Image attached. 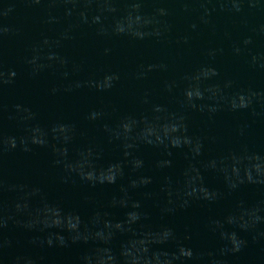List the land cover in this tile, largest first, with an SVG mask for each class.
Returning a JSON list of instances; mask_svg holds the SVG:
<instances>
[{"label":"water","instance_id":"water-1","mask_svg":"<svg viewBox=\"0 0 264 264\" xmlns=\"http://www.w3.org/2000/svg\"><path fill=\"white\" fill-rule=\"evenodd\" d=\"M0 264H264V0H0Z\"/></svg>","mask_w":264,"mask_h":264}]
</instances>
